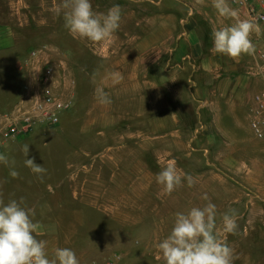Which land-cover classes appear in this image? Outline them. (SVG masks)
I'll list each match as a JSON object with an SVG mask.
<instances>
[{
  "label": "rangeland",
  "instance_id": "rangeland-1",
  "mask_svg": "<svg viewBox=\"0 0 264 264\" xmlns=\"http://www.w3.org/2000/svg\"><path fill=\"white\" fill-rule=\"evenodd\" d=\"M91 3L96 12H107L113 5L121 8L120 27L106 41L91 42L73 36L64 27L63 11L58 12L62 0H0L1 9L11 12L15 22H22L23 28L19 31L24 36L22 50L25 57L31 49L46 50L54 65L55 86L64 95L68 94L71 100L70 108L61 113L56 125L35 126L29 134L5 142L0 154L7 155L10 162L15 160L14 169L19 176L13 178L9 175L11 164H0V177L13 180L14 195L25 194L27 198L28 192L33 189L34 192L40 191L41 197L51 205L62 206L66 202L73 209L86 211L83 224L73 220L70 234L71 249L75 251L80 264H105L110 259H114L116 264H164L157 247L145 246L144 241L152 234L156 241H161L171 230H124L117 227L112 213L119 202H127V199L112 196L116 186L111 175L127 173L128 166L125 164L131 152L127 147L118 148V145H122L119 140H111L113 125L127 127V118L118 119L112 117L111 113L120 109L126 111L131 102L127 93H119L126 92L121 84L123 79L102 86L97 73L103 68H111L110 64H103L101 55L104 54H99L107 51L108 47L117 48L112 56L121 59L139 56L128 54L129 51H142L143 47H150L153 59L151 107L161 109L162 105H167L175 108L177 105L184 129L181 150L173 153L165 149L168 154L162 150L158 151V155L157 151L152 150L151 157L163 163L159 165L153 162L152 173L160 172L167 166V157L176 154L175 167L183 175L191 176L194 183L189 187L187 180H184L183 198L136 199V205L129 208V215L133 219L143 218L145 209L148 211L151 208L153 211L163 210L161 216L166 217L164 209L175 208L177 212H187L192 207H203L210 201L217 210L216 233L232 249L233 264H264V211H261L264 209V198L258 197L254 188L246 183L248 178H258L260 172H264V145L244 144L242 148L243 144L227 141L230 134L224 133L219 134L221 139L211 148V128L208 132L194 133L196 138H192L191 122L196 120L193 117L195 105L189 99L185 73L176 72L178 68L174 66L176 69L168 67L167 75L161 74L167 55L157 50L174 44L173 36L180 30L181 7L171 0H91ZM129 47H135V50H128ZM131 65L124 61L116 64L115 68H131ZM143 67L142 63L136 65L141 71ZM144 88L137 85L135 89ZM99 90L107 94L110 103L100 102ZM133 97L136 102L139 101L137 107L142 108L145 94L136 93ZM10 108L4 110L0 107V114L8 112ZM102 126H106L107 137H110L109 147L115 146L114 150H101L99 137L102 136L98 134L101 130L98 128ZM115 136L117 138V133ZM249 136L255 139L250 133ZM24 144L29 145L28 158L34 157L35 162L47 170L43 179L25 166ZM146 156H149L147 152ZM114 162L119 165H113ZM28 181H32L31 189L27 186L31 185ZM49 184L59 192L58 197H48ZM99 185L103 190H99ZM191 188L194 196L187 197V190ZM205 195L208 200L203 199ZM145 202L149 203L144 205ZM128 206L120 207L128 211ZM229 210H235L237 218L234 233L224 231L222 217Z\"/></svg>",
  "mask_w": 264,
  "mask_h": 264
},
{
  "label": "crops",
  "instance_id": "crops-1",
  "mask_svg": "<svg viewBox=\"0 0 264 264\" xmlns=\"http://www.w3.org/2000/svg\"><path fill=\"white\" fill-rule=\"evenodd\" d=\"M171 1L181 7V11H179L181 12L180 30L173 36V45L159 47L157 51L167 55L161 74L167 75L170 69L168 67L174 66L178 68L174 67L176 72L185 73L189 99L195 105L193 117L196 120L191 122L193 126L192 138H196L194 133L208 132L211 128V148L221 139L219 134L224 133L230 134L227 141L233 144H243L242 148L244 144L264 145L262 143L264 137H255L249 125L253 95L264 89V71L260 69L259 60V50L264 47V21L257 24L259 30L254 31L250 37L255 45L254 53L244 54L233 59L213 50V30L230 26L234 21L231 18L220 16L213 7L212 0ZM254 1L260 9L264 10V0ZM12 3L13 1H11V5H13ZM228 3L231 8L238 10L240 18L244 19L242 8L231 3V0H228ZM20 28H23L22 22H15L12 13L2 10L0 4V107L4 110L12 107L16 101L22 82L21 72L26 69V66L23 65L25 52L22 50L25 42L24 36L20 34ZM133 49L135 50V47H129L128 50ZM106 50L99 54H104L101 55L103 64H110L111 68L107 67L97 71L101 80L100 84L102 86L113 84L116 79H123L121 84L126 92L119 93H127L128 101L131 102L126 111L120 109L111 113L112 117L118 119L127 118L126 128L121 125H119L121 127L112 126L111 140H119L122 145L117 147H127L129 153L131 152V156L125 164L128 166L127 173L111 175L113 185L116 186L112 196L117 199H127V202H119V205L117 204L118 206L112 211L117 220V227L124 230H171L177 213L175 208L164 209L166 217L161 216L163 210L153 211L150 208L146 211L144 208L145 216L134 219L129 215L131 213L129 208L136 205V199L175 200L185 197L184 182L174 192L166 194L163 192L162 186L156 182V174L152 173L151 168L153 162L154 164H163L160 163V159L151 157L152 150L157 151L156 155H158V151L162 150L168 154V150L165 149H169L173 153L178 149L181 150L184 129L179 120L177 105L175 108L172 106L169 108L167 105H162L161 109L151 107V65L153 59L150 47H143L142 51L140 49L135 52L129 51L128 54H138L139 56H127L125 59L112 56L117 50L115 47H108ZM172 60L174 61L170 64L169 62ZM124 61L132 63L131 68H115L116 64L119 65ZM141 63L144 66L143 71L136 68V65ZM137 85H142L145 88L136 91ZM141 92L145 94V101L143 107L138 108L139 101L136 102L133 96L136 93L141 94ZM102 115L104 116V114ZM118 128L120 130L117 132ZM98 129H101L98 131V134L102 136L99 137L101 150L105 151L110 148L114 150L115 146L109 147L110 137H107L106 126ZM116 133L118 139L116 136L114 137ZM249 133L255 139L251 138ZM146 152L149 156H146ZM176 156L173 154L167 157L165 164L176 163ZM117 160L121 162L119 158ZM112 164L119 165L115 162ZM97 181L100 184V179ZM28 182L31 185L27 186L31 189L32 181ZM12 183L13 180L10 178L0 177V199H3L5 203L13 199L19 202L22 199V206L34 211L33 219L39 225L36 235L38 239H46L49 256L53 255L56 248L71 249L70 234L73 220L83 224L86 211L73 209L66 205V202L62 206L51 205L41 197L40 191L34 192L33 189L28 192L27 198L25 194L14 195L16 190ZM101 183L103 184V182ZM246 183L249 187L254 188L258 197L264 198V172H260L258 178H248ZM101 189L99 185V190ZM48 190V197L59 196V192L55 190L54 186L49 184ZM193 191L192 188L188 189L187 197H193ZM98 196H104V194ZM148 203L145 202L144 205ZM138 204L140 203L138 202ZM123 205H129L128 211L120 207ZM154 238L156 237L153 234L147 237L144 245L156 246L159 241Z\"/></svg>",
  "mask_w": 264,
  "mask_h": 264
},
{
  "label": "clouds",
  "instance_id": "clouds-1",
  "mask_svg": "<svg viewBox=\"0 0 264 264\" xmlns=\"http://www.w3.org/2000/svg\"><path fill=\"white\" fill-rule=\"evenodd\" d=\"M220 16L231 18L234 23L214 29L213 50L237 59L255 51L251 34L258 31L251 19H242L238 10L230 7L228 0H212ZM63 11L64 27L78 38L91 42L110 39L119 29L122 19L121 8L113 5L107 12H96L91 0H62L59 11ZM101 103H110L107 94L98 91ZM26 157L24 164L32 173L43 179L46 169L29 157V145L22 147ZM0 164L9 166V175L19 176L14 169L15 160L9 161L0 154ZM156 182L166 194H171L183 185L184 180L191 187V176L182 175L174 164H168L156 174ZM203 199L208 200L205 195ZM23 200L0 199V264H80L74 250L56 248L50 257L47 241L38 239L39 225L34 221V211L22 206ZM216 205L210 201L203 207H192L187 212H177L170 233L156 245L164 264H233V252L216 233ZM235 210L223 214L224 231L234 233L237 228Z\"/></svg>",
  "mask_w": 264,
  "mask_h": 264
},
{
  "label": "built area",
  "instance_id": "built-area-1",
  "mask_svg": "<svg viewBox=\"0 0 264 264\" xmlns=\"http://www.w3.org/2000/svg\"><path fill=\"white\" fill-rule=\"evenodd\" d=\"M242 8L244 19L256 25L264 21V10L254 0H231ZM260 69L264 71V47L259 50ZM26 69L19 86V94L6 113L0 114V151L7 140H17L29 134L35 126H54L62 112L71 105L69 95L55 86L54 65L46 50L31 49L23 61ZM249 125L253 135L264 137V89L253 95ZM117 258V256H115ZM105 264H116L110 259Z\"/></svg>",
  "mask_w": 264,
  "mask_h": 264
}]
</instances>
